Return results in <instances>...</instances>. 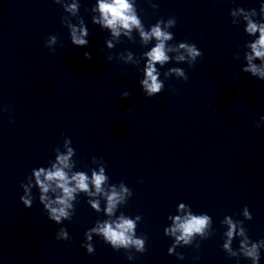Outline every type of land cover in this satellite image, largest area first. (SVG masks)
Returning a JSON list of instances; mask_svg holds the SVG:
<instances>
[{
  "label": "clouds",
  "instance_id": "9594fccd",
  "mask_svg": "<svg viewBox=\"0 0 264 264\" xmlns=\"http://www.w3.org/2000/svg\"><path fill=\"white\" fill-rule=\"evenodd\" d=\"M52 2L60 5L63 13H66V15L61 16V23L69 31L71 44L77 47H87L89 30L84 19L79 16V0H71V2L69 0H52ZM147 2L153 10L158 8V5L152 3V0H147ZM90 11L92 23L110 33V38L105 40L108 49H114L116 44L121 42L122 36L132 41L133 30L139 33L142 44L148 45L151 41L155 42L154 46L142 54L145 63L142 69L143 78L139 84L148 98L154 97L164 90V80L172 77L184 81L188 80L185 69L181 67L168 68L163 73L164 80H161V72L157 65L163 68L166 64L174 61L176 64L186 63L191 68L202 56V52L193 43L187 41L176 44L169 43L175 38L170 31L176 26L175 17H169L167 20L158 19L155 24L146 29L138 14L136 0H96ZM229 14L232 24L234 26L243 24V31L252 38L243 45V59L247 63L241 68V71L264 81V3L260 4L259 10L237 7L231 9ZM74 19L75 23H73ZM57 41L56 35H50L45 40V47L54 52ZM117 55L124 64H135L131 51L126 56L119 53L115 57ZM84 56L88 60L92 59L89 52H85ZM240 56L241 53L238 49L233 58L238 60ZM115 57L110 54L108 60L111 61ZM129 96L128 91L122 93L124 99ZM0 111H10V109L5 106L0 107ZM262 123H264V117H261V121L256 124V127H261ZM71 143V139L65 137L62 145L63 151L59 146L54 149L55 158L49 161L48 167L32 169L31 174L26 178V182H22L20 185L24 193L20 197L21 203L24 207L31 208L35 199L32 195V189L37 188L39 190V203L47 213L48 219L61 225L64 221H71L75 214L77 197L84 194L88 198L87 203L91 209L95 210L96 213L103 212L107 218L97 220L84 233V242L81 247L85 249L87 254H94L95 248L92 241L95 235L114 251L119 252L123 249L128 260L136 259L132 250L140 254L147 250V235L137 236L136 234L137 225L142 217L136 215L133 218L122 211L117 215L118 209L126 205L132 197V190L123 182L119 184L109 183L106 166L102 158L95 156L91 158L92 163L99 160L102 162V166L99 171L95 168L89 169L90 175L85 171L74 170L77 163L73 159L76 151ZM97 196L104 198L103 208L101 207V200L90 199ZM186 209L187 214L184 216L169 215L168 220H171L172 224L164 228V235L173 240L167 252L169 255L174 254L180 260L184 259V255L178 252L177 248L194 247L199 250L201 246L199 241L208 239L215 232L213 219L210 215L206 213L194 214L189 205L183 202L178 204V211H185ZM242 216L244 220L252 219L247 206L243 208ZM222 224L227 225L226 231L222 234L224 238L222 250L227 256L237 259L243 257L250 260L251 264H259L261 249H264V239L251 240L244 227V221L234 220L232 216H224ZM235 238H239V246L234 250L232 243ZM55 239L59 241L69 240L70 236L67 229L65 227L59 228L55 234Z\"/></svg>",
  "mask_w": 264,
  "mask_h": 264
}]
</instances>
